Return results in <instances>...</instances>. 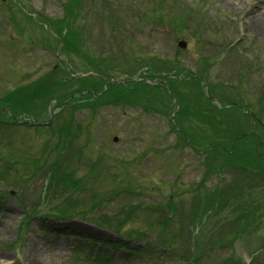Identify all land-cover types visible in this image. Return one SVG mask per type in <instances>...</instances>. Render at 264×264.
I'll use <instances>...</instances> for the list:
<instances>
[{
  "label": "rangeland",
  "instance_id": "374dc122",
  "mask_svg": "<svg viewBox=\"0 0 264 264\" xmlns=\"http://www.w3.org/2000/svg\"><path fill=\"white\" fill-rule=\"evenodd\" d=\"M126 1L95 0L90 4L89 0H0V108L3 102L10 104V116L16 121H39L46 118L43 113L47 109H55L54 101L68 99L86 86L71 74L98 72L106 79L107 75L121 79L139 69L133 76L136 80L146 73L149 64L151 69L170 71L180 81L185 80L180 88L184 105L190 98L197 101L205 94L194 89L188 77L197 75L198 87H211L219 98L231 95L233 88L240 89L245 101L232 108L247 120L250 109L246 103L251 102L256 115L263 111L260 121L264 124V0H172L161 10L153 5L144 20L139 19L143 14L135 13V3L132 1L130 8ZM25 5L28 13L33 9L40 18L26 14ZM68 10L73 18H67ZM46 21L51 22L49 27ZM68 22L72 30L66 38ZM51 31L68 40L63 48L60 46L58 60L57 42L48 35ZM179 40L187 42L185 51L178 52ZM175 62L180 65L179 71L173 66ZM54 66L57 72H53ZM170 76L173 81L174 76ZM110 96H119L114 99L119 102L118 91L112 89ZM110 96L107 92L102 101L109 104ZM159 99L163 104L164 98ZM86 101L93 103L95 98L89 96ZM118 102L103 105L95 115L92 111L74 113L76 125L57 127L61 146L70 145L64 154L74 155L70 156V168L64 164L61 174H32L31 160L40 156L46 135L18 130L10 135L8 144L0 130V154L23 163H18L22 167L17 172L21 181L0 186V191L15 192V197L4 203L0 218V264H91L96 253V249L92 255L74 252L73 241L62 235L57 241L43 240L39 218L22 226L25 218L18 197L28 211L59 209L110 229L108 232L74 220L76 223L67 224V228L75 237L95 235L113 242L116 231L126 238L147 241L155 254L160 244L171 254V260L154 261L145 256L137 263V257H127L125 249H120L104 264H175L188 251L201 256L197 264L229 260L235 264H264V180L245 179L236 171L220 175L214 167L208 169V158L204 165L203 156L198 157L171 134L169 114L148 115L119 106ZM217 106L222 107L220 103ZM221 120L225 125H234L240 119L234 113H223ZM188 121L190 124L182 125L185 131L204 129L199 118ZM247 125L242 129L264 136V130L256 129L253 122ZM189 134L201 144L202 132ZM208 137L212 139V133ZM97 166L100 172L94 170ZM68 169L75 176L69 175ZM77 178L85 187L72 192L69 184ZM219 181L223 192L235 193L242 202L232 201L223 209L225 204L210 194ZM240 185L249 197L239 192ZM46 186L55 198L42 197ZM121 189L127 192L115 197L113 193ZM166 199L172 205L163 213L160 207ZM211 200L217 207L209 216ZM150 208L155 212L147 213ZM160 223L166 225L161 227ZM232 229L234 233L226 239L232 244L215 246Z\"/></svg>",
  "mask_w": 264,
  "mask_h": 264
},
{
  "label": "trees",
  "instance_id": "16d2710c",
  "mask_svg": "<svg viewBox=\"0 0 264 264\" xmlns=\"http://www.w3.org/2000/svg\"><path fill=\"white\" fill-rule=\"evenodd\" d=\"M132 1L133 3H135V7H137L135 13L143 14L139 17L141 20L148 18V11L152 9L153 5L158 6V10H161V8H165L164 6H169L172 3V0H128L126 1L128 3V7H131ZM68 14L70 15V17L73 18V13H70V10H68ZM159 16H165V14ZM66 38H68L67 34ZM192 81L193 82H191V84L193 85V88L198 89L197 82L195 80ZM172 83L174 85V89L171 86L172 93L180 105V110L177 114V122L178 124H181L182 127L184 123L190 124L188 118L197 117L203 123L204 129L202 130L203 138H201V144L193 142L191 138L190 141L192 144H194V147H198L200 150H203L206 147L210 148V151L207 155H205V158H208L210 160L211 168L214 167L216 172L220 175H222L224 172L236 171L238 174H240V176L242 175V177H244L245 179L249 178L264 180V137L256 136L254 134H248L245 136L246 132L244 129H242L241 126L246 125L247 121L243 120L241 115L232 107L228 109H219L216 106L212 105L210 101L205 99L204 96L198 99L197 101H193L192 98H190L188 103H185L184 105L182 102L183 93L179 91L180 84L177 82ZM98 88L100 89L101 86L98 85ZM137 89L138 94H140L137 100L142 101L143 98L146 100L149 99L148 103H146L149 106H151V104L153 103L152 101H150V99L152 97L158 96L161 90L152 89L153 91H150V89L146 85L142 84H138ZM131 93L132 92H123L119 94V101L127 102L128 100L134 99L135 97H131ZM127 94L129 95L126 97ZM117 97L119 98V96H112L109 98V100L113 102H118L113 100V98L118 100ZM221 102L223 103V105L239 104L241 103V96L237 92L233 91L231 95H221ZM102 103H104V101H101V99H99V101L96 102V105L91 104V108L97 110V105H100ZM223 113H234L240 120L234 125L229 123L225 125L221 120V114ZM210 133H212V139L208 137ZM188 135L190 134L188 133ZM60 138L61 135H59L57 138L55 149H59L58 146L60 145ZM68 147H70V145L64 147L63 150H66ZM219 159H221V161ZM38 170H40L39 167H37V169H34V171ZM9 172L10 167L0 169V179L6 180V176L7 174H9ZM225 183L226 182L223 181V185H225ZM218 185H222L220 181ZM237 189L240 193L247 194L245 192V190L247 189L243 186L240 185ZM211 194H213L215 199L219 200V202H225V205H227L231 201L241 203L243 200L242 198H238L235 193L231 195L230 193L223 192L221 189H219L218 186L215 187L214 191ZM213 205V201H209V207L207 208V211L209 209L215 210L216 208H214ZM239 210H242V206L239 207ZM212 212L215 213V211Z\"/></svg>",
  "mask_w": 264,
  "mask_h": 264
},
{
  "label": "water",
  "instance_id": "95a60500",
  "mask_svg": "<svg viewBox=\"0 0 264 264\" xmlns=\"http://www.w3.org/2000/svg\"><path fill=\"white\" fill-rule=\"evenodd\" d=\"M178 46H179L180 48L184 49V48H185V43L181 42V43L178 44Z\"/></svg>",
  "mask_w": 264,
  "mask_h": 264
}]
</instances>
